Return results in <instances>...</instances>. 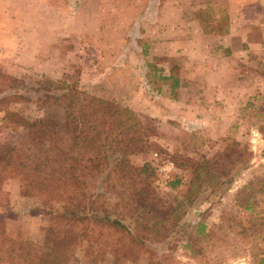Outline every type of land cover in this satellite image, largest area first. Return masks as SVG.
<instances>
[{
    "label": "rangeland",
    "instance_id": "374dc122",
    "mask_svg": "<svg viewBox=\"0 0 264 264\" xmlns=\"http://www.w3.org/2000/svg\"><path fill=\"white\" fill-rule=\"evenodd\" d=\"M263 37L264 0H0V97H12L2 109L22 120L0 131L5 235L41 245L60 207L15 176L46 162L49 145L22 126L42 119L50 134L72 133L75 158L103 130L110 161L87 188L98 175L93 191L128 228L150 215L141 254L117 264H262ZM244 39L263 40L241 49ZM113 110L128 114L102 129ZM90 256L76 250L64 264H114L109 250Z\"/></svg>",
    "mask_w": 264,
    "mask_h": 264
},
{
    "label": "trees",
    "instance_id": "16d2710c",
    "mask_svg": "<svg viewBox=\"0 0 264 264\" xmlns=\"http://www.w3.org/2000/svg\"><path fill=\"white\" fill-rule=\"evenodd\" d=\"M6 80H8V76L0 75V81ZM51 86L54 87L52 84ZM175 86L176 81L173 80L171 88ZM11 98V96L0 97V122L3 123L0 125V131L8 129L7 124L9 123L22 121L15 114L2 109L3 101ZM127 114L126 110L122 111V114L115 110L108 115L101 113L102 129L116 125L117 117ZM74 118V114L64 113V125L69 126L70 120ZM22 126L30 129L31 133H34L33 136L41 134V141L48 144L49 148L42 149L41 156L46 162L41 166L37 165V168L33 170L34 175L15 176L19 184L36 186L47 200L51 198L60 202V207L52 214L51 221L45 228L41 245L22 238L17 240L8 238L2 230L3 218L0 215V240L2 241L0 253L9 254L11 258H17L26 264H64L76 250H81L86 256L91 255L89 259L94 262L98 258L102 259L104 253L109 250L110 254L114 256V264L118 263L122 253L140 255L145 240L141 237L144 235L140 233L142 231L140 221L143 220L142 223L147 226L148 219L151 218L150 215L149 218L133 219L128 228L123 225L125 217H122L123 215L119 214L118 211H114L118 206L109 204L104 194L93 191L98 175L102 173L101 168H105L110 161V157L102 149H111L113 146L107 142L108 137L103 133V130L98 133V140H91V142L90 140H83L81 148L85 150V153L79 158H75L73 155L75 141L72 133H64L61 137L50 134L45 129L46 123L42 119L33 120L31 123H25ZM9 145L14 146V143H9ZM13 151L14 154L18 153L16 149ZM49 159L52 162V167L47 169ZM111 163L113 168H116L120 164V160L111 159ZM8 167L15 174L18 165ZM145 167L147 165L139 168L138 176L144 175ZM6 168L2 167V170H6ZM93 169L98 170V175L93 181V185L87 188V179L84 178ZM126 204L130 205L129 203ZM114 212L116 217L112 218ZM131 225H134L133 229L130 228ZM107 229H114L118 231V234L114 232L111 234ZM106 233L113 235L111 245L106 242ZM4 243L7 246L4 247ZM1 260L3 258L0 257V262ZM260 263L264 264V259L260 260Z\"/></svg>",
    "mask_w": 264,
    "mask_h": 264
},
{
    "label": "crops",
    "instance_id": "0c3cea01",
    "mask_svg": "<svg viewBox=\"0 0 264 264\" xmlns=\"http://www.w3.org/2000/svg\"><path fill=\"white\" fill-rule=\"evenodd\" d=\"M262 40L263 39H259L256 41H249V40L244 39V40H242L243 46H241V49L244 48L245 46L246 47L252 46V48L260 47L262 45ZM229 41H231V40L229 39Z\"/></svg>",
    "mask_w": 264,
    "mask_h": 264
}]
</instances>
